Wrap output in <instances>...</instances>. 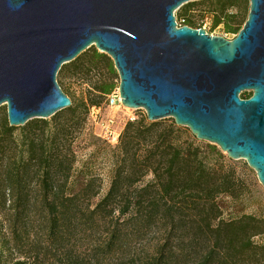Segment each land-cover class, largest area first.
I'll list each match as a JSON object with an SVG mask.
<instances>
[{
    "label": "trees",
    "instance_id": "16d2710c",
    "mask_svg": "<svg viewBox=\"0 0 264 264\" xmlns=\"http://www.w3.org/2000/svg\"><path fill=\"white\" fill-rule=\"evenodd\" d=\"M243 1L205 0L204 15L211 20V28L222 25L225 33L236 35L247 18L241 9ZM179 17L181 26L200 28L184 14ZM98 63L111 69L109 58L94 51L87 65L92 68ZM112 90L111 82L94 85L92 95L79 105L71 102L52 120H29L18 141L11 139L17 127L1 123L0 264L25 244H36L31 229L41 230L52 244L51 238L74 223L86 225L91 233L98 229L109 233L107 253H113L111 248L120 243L118 233L129 227L131 236L137 238L152 226L168 234L184 220L196 219L210 246L199 264H209L219 248L224 258L221 264H232L241 250L254 248L252 239L264 234V221L248 214L223 217L219 198L234 202L240 185L236 168L213 145L199 142L173 120L169 124L149 122L146 116L126 122L116 146L95 144L99 140L85 128L87 116ZM93 93L99 94L98 101ZM240 95L248 99L251 93ZM79 141L86 143L84 159L79 158ZM102 153L109 166V183L100 196L102 180L96 162ZM166 237L155 243L144 264L174 263L176 255L167 250ZM18 254L13 264H27V253Z\"/></svg>",
    "mask_w": 264,
    "mask_h": 264
},
{
    "label": "water",
    "instance_id": "95a60500",
    "mask_svg": "<svg viewBox=\"0 0 264 264\" xmlns=\"http://www.w3.org/2000/svg\"><path fill=\"white\" fill-rule=\"evenodd\" d=\"M197 0H0V106L9 127L71 106L56 76L90 47L108 56L120 104L171 118L196 140L244 160L264 190V0L227 40L177 26ZM242 92H250L241 99Z\"/></svg>",
    "mask_w": 264,
    "mask_h": 264
},
{
    "label": "rangeland",
    "instance_id": "374dc122",
    "mask_svg": "<svg viewBox=\"0 0 264 264\" xmlns=\"http://www.w3.org/2000/svg\"><path fill=\"white\" fill-rule=\"evenodd\" d=\"M204 1L197 0L182 5L174 12L176 23H181L179 21L181 17L179 16L184 14L186 17L193 19L197 26H200L199 29L204 30L207 34L220 36L227 40L233 39L235 34L225 33L222 25L215 29L211 28V20L204 15L208 6V3ZM248 8V0H244L243 4H241V9L248 13ZM232 13H237V11L233 10ZM94 51L97 50L92 46L82 52L78 60L65 64L64 70L58 71L56 81L62 92L67 94V97L74 105H79L83 98L87 99L89 95H92L94 85L103 82H111L113 84L111 94L102 101L101 106L89 110L85 128L94 139L99 140L95 141L98 146H100V142H103L110 147H114L118 143L119 136L126 122L145 116V111L143 109L126 108L118 103L119 77L113 67V63L107 56L111 63V69L102 63L89 68L87 63L90 61L91 54ZM94 95L98 101L100 99H98L99 94L95 93ZM240 96L242 97L243 95ZM110 98H115L113 105L109 104ZM47 120H52V117ZM171 121V118H166L157 122L169 124ZM2 122H7L5 105L0 106V125ZM22 130V126L17 127L11 139L18 141ZM202 143L208 144L206 142ZM85 144L84 142L80 143V141L77 144L80 159L87 157V151L83 149ZM216 148L222 154L223 159L236 168V176L240 185V192L234 202L219 198L220 203L224 207L223 217H238L242 214H248L264 221V190L257 181L254 171L247 166L244 160H232L221 152L218 147ZM101 155L96 162V171L102 180L100 196L104 195L109 183V166L106 163L105 154L102 153ZM146 179H149V177ZM201 226L202 224L198 219L194 220V222L184 220L175 229L176 231L169 229L167 234L161 228L152 226L142 232L137 238L131 236V227H129L118 233L120 243L115 248H111L113 253H107L108 251L105 250L109 233L102 229L91 233L86 229V225L81 223H74L71 226L67 225L64 231L57 234L55 238H51L54 239L52 244L45 236L40 234L41 230L38 229L34 232L35 230L31 229L29 233L31 237L36 234V244L33 245L31 243L30 245L31 241H28L30 246L25 244L24 247L19 248L18 253H27L29 257L27 264H133L131 262L132 259H134V264H144V261L149 257L148 254L152 253L155 243L167 235V250L176 255L173 264H199L204 253L209 250V245L205 241L203 236L205 233ZM3 234L8 237L9 233L5 231ZM252 241L255 245L254 248L241 250L237 255V259H233L234 263L232 264H264V234L255 236ZM18 253L14 252L11 254L7 261L2 264H13L21 255ZM222 256L223 253L219 248L209 264H221L222 262L220 261L224 260Z\"/></svg>",
    "mask_w": 264,
    "mask_h": 264
},
{
    "label": "built area",
    "instance_id": "2783aa9c",
    "mask_svg": "<svg viewBox=\"0 0 264 264\" xmlns=\"http://www.w3.org/2000/svg\"><path fill=\"white\" fill-rule=\"evenodd\" d=\"M177 26H181V25H180V24H177ZM117 101H118V103H120L119 98H118ZM114 103H115V98H110V99H109V104H110V105H113Z\"/></svg>",
    "mask_w": 264,
    "mask_h": 264
}]
</instances>
